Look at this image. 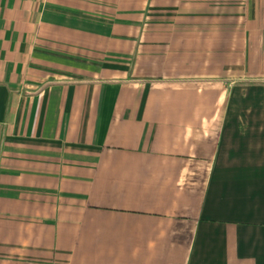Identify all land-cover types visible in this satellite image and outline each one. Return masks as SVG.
Segmentation results:
<instances>
[{"label":"crops","instance_id":"0c3cea01","mask_svg":"<svg viewBox=\"0 0 264 264\" xmlns=\"http://www.w3.org/2000/svg\"><path fill=\"white\" fill-rule=\"evenodd\" d=\"M0 264H264V0H0Z\"/></svg>","mask_w":264,"mask_h":264}]
</instances>
